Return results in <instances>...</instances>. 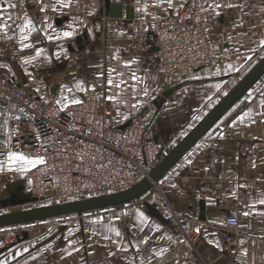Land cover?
Here are the masks:
<instances>
[{"label":"crops","instance_id":"obj_1","mask_svg":"<svg viewBox=\"0 0 264 264\" xmlns=\"http://www.w3.org/2000/svg\"><path fill=\"white\" fill-rule=\"evenodd\" d=\"M111 2L122 4L124 15L127 5H131L134 10L133 19L106 16V0H72L67 8L61 7L57 0H43L46 6V11L43 12L40 11L38 0H0V9L5 10L0 14L13 17L12 21H8L11 26L7 35L0 34V76H14L18 84L29 82L33 92L35 88H39L38 82L46 77V82H50L49 86L39 88L42 92H35L41 96L49 93L56 83L62 81L63 86L73 89L72 93L64 91L63 95L68 96L69 100L73 97L83 100L86 93L75 88L77 81H83L91 90L92 84H105L107 74L113 68L127 77L129 69L124 67V62L136 60L137 63L132 64L131 68L143 77V82L137 84L135 92L128 90L124 97L126 104L117 106L109 101L112 120L120 124L136 113L143 119H148L146 153L149 158H157V165L244 76L233 86L232 82L264 56V45L260 43L264 40V0H232L233 3L243 4V9L222 8L221 16H214L213 10L208 9V0H174L177 10L168 9L167 12L161 7H155L153 0ZM144 3L148 4L147 12L137 11ZM8 4L17 6L8 8ZM193 5L208 9L207 26L213 52L218 54L223 47H228L230 57L185 73L183 85L174 88L171 95L164 98L167 84L156 51L153 52V48L147 52L140 50L131 39L130 32L135 28L148 29L153 21L172 19L181 8ZM25 14L38 29L25 41L33 45L28 49L21 48L17 27L23 24ZM59 19L62 21L59 22ZM241 19L242 26H234ZM48 24L52 27L48 28ZM69 24L73 25L76 35L71 39H55L57 33L69 30ZM45 32L54 38L48 40ZM84 32L88 34V41L86 47L80 50L76 40ZM61 46L67 49L66 55ZM38 48L45 49V53L32 64H23V60L34 56ZM57 52H60L59 60L55 59ZM91 55H102V67L94 65L93 60L88 59L92 58ZM48 56L52 57L51 63L45 58ZM116 56L119 58H113ZM77 62L81 67L78 68L79 71L74 69L75 72H70L69 69ZM25 68L32 73L31 76L25 73ZM101 72L105 75L98 76ZM144 87L149 91L147 97L141 91ZM96 90L105 96L116 91H108L106 85L97 86ZM261 100H264V75L163 177L167 181L165 192L171 204L185 211L194 228H201L196 249L186 250L178 245L179 229L165 221L152 204L139 198L120 206L118 220H99L98 224H93L92 221L97 219L89 215H68L23 224L26 226L23 233L28 231V238L7 244L6 250L0 249V262L129 264L131 257H136L135 264H140L141 258L144 264H264V215L258 214L264 212V205L256 203L257 198L264 193V180L258 179L264 177V164L261 163V158L264 157V117L257 115L264 112V107L260 106ZM136 101H141L142 106L133 109L131 104ZM250 110L251 117H246L241 122L239 117ZM125 116L128 118L124 119ZM252 120L256 123H252ZM233 124L235 127H230ZM219 133L224 134L223 140L219 138ZM189 159L191 164L188 163ZM253 160L256 162L255 168L251 167ZM206 167L209 169L207 172L204 171ZM5 168L7 170V165ZM1 182L2 175L0 188L4 185ZM239 184L249 187L241 188L238 187ZM233 192L235 196L232 195ZM209 198L214 203L210 204ZM201 201L205 202L204 218H201ZM253 204L255 207H246ZM137 210L144 212L149 218L143 231L131 228V225L139 224ZM245 211H249L250 215L245 217ZM124 212L128 215H123ZM231 214L238 217V224L231 225L227 222ZM214 220L223 223H211ZM108 224L123 233L120 243L122 247H129V251H118L113 240L104 239L105 234L114 237V233L104 231ZM155 225H160V231L156 230ZM4 235L5 231L0 234V238ZM229 235L236 236L235 244L229 245L226 242ZM168 236L173 239L169 240ZM141 238H148L149 243L140 244V252L137 253L128 242L139 241ZM74 240L80 241L82 246L70 245L69 242ZM241 240L245 241L242 246L239 243ZM217 241L223 251L214 246ZM73 247H80V251L68 256L65 250L70 251ZM242 247L247 250V256L243 255ZM162 248L167 251L161 259L156 257L155 252ZM109 251L116 254L110 256Z\"/></svg>","mask_w":264,"mask_h":264},{"label":"built area","instance_id":"obj_2","mask_svg":"<svg viewBox=\"0 0 264 264\" xmlns=\"http://www.w3.org/2000/svg\"><path fill=\"white\" fill-rule=\"evenodd\" d=\"M207 24V11H201L197 5L186 6L172 19L153 21L155 27L135 28L131 39L144 52L158 48L156 54L165 82L177 88L183 85L185 73L230 57L228 47L218 54L213 52ZM63 84L56 83L49 93L41 96L31 90L29 82L18 84L14 76H0V161H6L9 149L42 155L46 160L22 174L28 193L36 199L34 202L53 205L119 192L148 176L157 159L146 153L149 120L136 113L123 123H115L109 101L97 90H89L82 104H70L62 110L56 100L60 99ZM126 122L129 124L122 128ZM19 174L8 170L0 173L10 183ZM166 185L162 177L141 198L179 229L178 245L194 250L199 235L193 231L195 228L185 211L169 201ZM120 206L73 215L113 221L120 216ZM238 221L234 214L227 219L231 225ZM13 226L5 227L0 249L22 235ZM226 242L235 244L236 236L229 235Z\"/></svg>","mask_w":264,"mask_h":264},{"label":"snow or ice","instance_id":"obj_3","mask_svg":"<svg viewBox=\"0 0 264 264\" xmlns=\"http://www.w3.org/2000/svg\"><path fill=\"white\" fill-rule=\"evenodd\" d=\"M139 2V0H138ZM38 3L40 4V11H46V6L43 4V0H38ZM57 3L64 8L70 7L72 0H57ZM154 6L155 7H161L163 8V10L165 12L168 11V9H173L174 11H176V6L174 4V0H153ZM165 5H167V7H164ZM17 5L16 4H8V8H15ZM182 6V5H181ZM239 7L241 9H243V4H238V3H233L232 0H223V2H221V0H208V9H212L213 10V15L214 16H221L223 13L220 11V9L222 8H236ZM148 9V4L144 3L142 8H138L137 11H144L147 12ZM208 9L206 8H201V11H207ZM5 10L0 9V12H3ZM158 17H154V19H156ZM13 17L11 15H7L6 17L2 14H0V34L3 35H7V31L8 28L11 26L9 25L8 21H12ZM243 21L241 19L239 24H236L234 26H242ZM17 27L19 28V33H20V44H21V48L22 49H28V48H32L33 45L31 43H26L25 41H28L29 36L32 33H35L38 31V29L36 28V26L34 25L33 21L28 18V16L25 14L24 16V22L22 25H17ZM52 25L48 24V28H51ZM152 27H155V25H152ZM68 29L67 31H63L61 33H57V35L55 36V39L60 40V39H71L76 35V30L73 28L72 24L68 25ZM207 30V29H206ZM45 35L47 36L48 40H52L54 37L51 35H48L47 32H45ZM241 35H246V33H241ZM11 38V37H9ZM228 39H231V37H228ZM261 45H264V40H262ZM61 49L63 51V53L66 55L67 54V49L63 48V46H61ZM45 53V49L43 48H38L35 51V55L31 56L30 58L24 59L23 60V64L25 65H29L32 64L33 61H35L37 59V57H40L42 54ZM49 63H51L52 61V57L48 56L45 57ZM118 59L119 57H113ZM55 59L59 60L60 59V52H57L55 54ZM249 59H251V57H249ZM137 63L136 60H130V61H126L124 62V67L129 69V75L126 77L125 74L123 72H117L116 69H111L108 74H107V78L105 80V84H92L90 85V88L93 92H95L96 87L100 86V87H105V85L108 88V91H112L113 89H115L116 91L112 94V95H106L105 98L108 101L114 102L117 106H119L120 104L124 103L126 104L127 101L124 99V97L127 95L128 90L131 89L133 92L136 91L137 88V84L142 83L143 82V77H141L140 75H137L135 70H132L131 66L132 64ZM99 67H102V65H100ZM231 67V65L229 66ZM25 73L28 76H31L32 73L28 72L27 68L24 69ZM105 73L101 72L98 74V76H104ZM196 78V77H193ZM75 88L80 91V92H85L87 93V91L89 90V87H86L83 81H77L75 83ZM37 92L40 91L39 88L36 89ZM66 91L68 93H72L73 89L70 87H67L66 85L63 86L62 88V94H61V98L56 100L57 104L61 105V109H66L70 104H82L83 101L79 98L73 97L72 99L69 100L68 96L63 95V92ZM142 94L144 96H148L149 95V91L147 87H144L142 90ZM99 98V97H98ZM247 99V98H246ZM139 106H142V102L141 101H136L135 103L131 104V107L133 109L138 108ZM260 106L264 107V100L260 101ZM252 115L251 110L249 112L244 113L243 116L239 117L240 121L243 122L245 120L246 117L250 118ZM257 115L264 117V112L258 113ZM128 117L125 116L124 119H127ZM17 120L20 119L19 116L16 117ZM262 122H264V120H262ZM252 123H256L255 120H252ZM230 127H235V124L230 125ZM219 138L221 140H223L225 138L223 133H219ZM42 146V145H41ZM7 159L6 161H0V172L5 171V164L7 165V170L11 171V172H18V173H22V174H27L29 171H31L32 169L36 168L37 165H43L46 163L45 157L42 155H28L26 153H24L21 150H11L9 149L7 151ZM236 159L238 160L239 157L237 156ZM223 162V161H222ZM188 163L191 164L192 161L189 159ZM261 163L264 164V157L261 158ZM251 167L255 168L256 167V162L253 160L251 163ZM209 169L206 167L204 169V171H208ZM258 179H262L264 180V177H259ZM172 187H176L175 185H172ZM234 187H236V185H234ZM238 187H249L248 185L245 184H239ZM233 196H235V192L232 193ZM208 202L210 204L214 203V201L209 198ZM256 203H259L260 205H264V193H262L258 198ZM246 207H255V204L253 205H246ZM107 211V210H106ZM138 215H137V219L139 220V224H133L131 225V228H136L139 231H143L144 230V226L148 224V220L149 218L144 214V212L137 210ZM259 215H264V212H260L258 213ZM123 215H128L127 212H124ZM243 215L245 217L250 215L249 211H245L243 212ZM103 219V217L97 219V220H93L92 223L93 224H98L99 220ZM114 219L118 220L120 219L119 216H115ZM211 223H223L222 221H211ZM241 227H245V225H241ZM155 228L157 231H160V225H155ZM104 231L106 233H114V237L113 236H109L107 234L104 235V239L105 240H113L114 243L117 244V250L118 251H123V252H127L129 251V247H122L121 246V240L123 239V233L115 226L108 224L105 226ZM193 231L199 235L201 232V228L200 227H196L195 229H193ZM207 230H205L206 232ZM71 234V233H70ZM116 238H120V239H116ZM169 240H172L173 238L171 236H168ZM182 244H187V241L185 240H180L179 241ZM70 245H77V244H81L80 241H70L69 242ZM149 243V239L148 238H141L139 241H129L128 244L131 247H134L136 252L139 253L140 252V244H148ZM209 243H213L212 241H209ZM241 244V246L245 243L244 240H241L239 242ZM82 246V244H81ZM189 247H191L190 245H188ZM218 250L223 251V247L221 246V244L217 241L215 242L214 245ZM27 251V249L25 250ZM67 252L68 256H71L73 254V252H78L80 251V247H73L70 251L69 250H65ZM167 251V249H160L159 251L155 252L156 257L158 258H163L165 252ZM241 251L243 253V255L247 256V250L244 249L243 247L241 248ZM92 254V253H89ZM116 253L109 251V255L110 256H114ZM63 258V257H62ZM136 261V257H131V259L129 260V264H135ZM0 264H7L6 261H2L0 262ZM140 264H144L143 258L140 259Z\"/></svg>","mask_w":264,"mask_h":264},{"label":"water","instance_id":"obj_4","mask_svg":"<svg viewBox=\"0 0 264 264\" xmlns=\"http://www.w3.org/2000/svg\"><path fill=\"white\" fill-rule=\"evenodd\" d=\"M106 16L110 18L133 19V8L127 5L125 15L123 5L111 0H106ZM59 22L62 20L59 19ZM88 34L84 32L78 36L76 43L78 49L86 47ZM153 52L158 51L154 47ZM264 75V56L241 78L235 86L170 150V152L150 171L149 175L136 185L119 192L103 194L90 198L73 200L60 204L39 206L24 210L0 213V228L26 224L49 218L63 217L73 214H81L86 211L106 207L122 205L141 198L154 184L164 177L167 172L190 150L201 137L233 106L262 76ZM174 91L170 86L165 87L163 94L167 98ZM158 101H156L157 103ZM126 122L123 126L128 125ZM36 199L30 195L19 196L16 193L0 199V208L15 207L34 202ZM205 202L201 201V218H204ZM23 240L28 238V232H24ZM7 248H5L6 250Z\"/></svg>","mask_w":264,"mask_h":264},{"label":"rangeland","instance_id":"obj_5","mask_svg":"<svg viewBox=\"0 0 264 264\" xmlns=\"http://www.w3.org/2000/svg\"><path fill=\"white\" fill-rule=\"evenodd\" d=\"M133 30H131L130 33H132ZM131 35V34H130ZM92 56V55H91ZM67 59V58H66ZM88 59H92V63L95 65V64H101V61H102V55H97V56H92L91 57H88ZM72 62V61H71ZM258 62V61H257ZM82 63V62H81ZM256 64V63H255ZM253 66H249L245 69V71L239 76L236 78V80H234L231 84V86H233L239 79L241 76H244V74H246ZM78 68H81L80 67V64L77 62L76 64H74L70 70V72H75L73 71L74 69L79 71ZM46 77L44 78L43 81H40L38 82V87L40 89H43L44 87H48L50 82H46ZM33 88V87H32ZM34 89V88H33ZM34 91L36 92V88L34 89ZM39 92H42V91H39ZM1 173V172H0ZM8 178L6 177V175H2V184L3 187L0 188V199L2 198H6L8 197L10 194L12 193H16L18 194L19 196L21 195H30L28 192V189H27V184H26V181L23 179V176H22V173L21 175L19 174V177L15 180L14 183H8ZM9 184L11 186H9ZM7 189V191H5ZM9 192V193H8ZM4 196V197H2ZM39 206H46L42 203H37V202H31V203H28V204H24V205H19V206H15V207H7V208H0V213H6V212H12V211H16V210H24V209H29V208H35V207H39ZM49 221H46V223H48ZM44 224V223H43ZM7 227H10V226H7ZM12 228H14L16 231L20 232L22 235L17 238L14 242L12 243H16V242H21L23 241V231L26 229V226L25 225H15L13 226ZM2 232L6 230L5 227H2ZM1 232V233H2ZM28 232V231H27ZM0 233V234H1Z\"/></svg>","mask_w":264,"mask_h":264}]
</instances>
